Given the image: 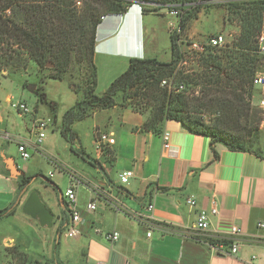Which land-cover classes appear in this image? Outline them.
Returning a JSON list of instances; mask_svg holds the SVG:
<instances>
[{"label":"crops","instance_id":"obj_1","mask_svg":"<svg viewBox=\"0 0 264 264\" xmlns=\"http://www.w3.org/2000/svg\"><path fill=\"white\" fill-rule=\"evenodd\" d=\"M151 13H143L135 3L126 14L103 18L96 35L98 73L101 61L107 58H158L153 51L147 53V20ZM171 57L162 61H170ZM12 98L7 96L8 101ZM1 102L0 211L14 208V213L0 218V222L12 218L40 233L39 222L22 210L33 191L29 188L34 179L30 161L16 162L14 154L21 156L17 141L6 140L1 134L7 131L24 140L33 139V122L43 117L35 109L25 116H4ZM92 118L93 138L94 130L100 128L114 133L116 141L103 151H98L94 143L92 156L81 142L82 132L76 128L80 121L74 123L78 136L74 140L80 142L82 157L95 168L93 174L70 175L66 186H76L77 193L79 189L87 192L86 201L77 200L86 219L82 233L68 237L64 229L60 231V225L53 224L50 240L44 238L40 243L46 251L44 258L31 256L35 263L264 264V226L260 225L264 224V154L232 150L222 143L212 145L210 137L190 132L177 120H167L160 132L145 130L142 126L147 115L126 105L97 110ZM24 130L30 131L28 138ZM164 131L170 133L172 147L168 150L164 148ZM126 170L134 175L123 183L120 174ZM27 176L33 179L21 186ZM190 197L196 199L195 206L188 204ZM91 200L97 201L93 212L87 209ZM213 202L218 213L210 214L209 232L213 237L222 235L238 242L237 257L214 253L195 229L199 212L210 211ZM150 203H154L152 211L148 209ZM62 205L64 208L65 203ZM234 226L242 229L241 235L229 236ZM97 229L118 231L120 238L107 240ZM14 245L26 251L32 242L21 232L17 237L0 239V247ZM252 255L257 258L251 262Z\"/></svg>","mask_w":264,"mask_h":264},{"label":"trees","instance_id":"obj_2","mask_svg":"<svg viewBox=\"0 0 264 264\" xmlns=\"http://www.w3.org/2000/svg\"><path fill=\"white\" fill-rule=\"evenodd\" d=\"M78 1L82 5H78ZM183 2L186 0H0V69L6 70V65H11L17 70L23 55L40 68L49 65L54 70L51 77L61 80L76 64L82 68L84 80L79 87L82 96L62 117L61 132L66 138H75L71 126L76 121L118 104L131 106L129 101L141 96L147 104L141 111H149L142 126L145 130L160 132L167 120H177L190 132L210 137L212 145L222 143L232 150L262 153L253 149L258 136L251 96L253 78L264 63L256 44L264 24V0L224 3V22L237 21L241 31L227 47L208 46L192 71L177 69L183 59L181 47L172 34L170 61L131 57L128 68L106 91L102 95L96 93V35L103 18L126 14L135 3L140 4L146 14ZM200 9L188 10L182 18V27L196 18ZM172 78V82H183L188 87L201 86L202 95L195 99L187 90L161 85L164 79ZM201 109L220 110L229 122L243 119V127L248 132L233 133L219 123H211ZM257 110L259 123H262L261 112ZM32 179L24 177L21 186ZM13 213L14 208L5 209L0 211V218ZM64 228V225L59 227L60 231ZM5 252L12 257V263L16 261L14 264H28L31 260L19 245L5 247Z\"/></svg>","mask_w":264,"mask_h":264},{"label":"rangeland","instance_id":"obj_3","mask_svg":"<svg viewBox=\"0 0 264 264\" xmlns=\"http://www.w3.org/2000/svg\"><path fill=\"white\" fill-rule=\"evenodd\" d=\"M196 1L200 0H186ZM202 1V0H201ZM206 1V0H204ZM203 1V2H204ZM78 5H82L81 1L77 2ZM139 5V4H138ZM201 7L198 16L189 21L185 28L182 29V38L184 42L181 44L183 49H187L188 43L192 42H207L212 35L223 33L228 35L233 32L235 36L239 35L240 27L237 21L224 22L226 14V6L223 3H212L208 1L205 3H199L194 10ZM192 9V10H193ZM168 7H161L159 11L152 12L148 15V41L149 47H147V53L153 51V54L158 58L165 60L171 57V38L172 28L170 22L177 23V18L170 16L168 13ZM188 10L183 12V16L187 14ZM264 27V24H263ZM145 48V46H144ZM264 56V55H263ZM130 59L122 58H107L100 63V73H98V85L96 93L102 95L110 83L121 75L129 65ZM171 60V59H170ZM124 63L121 65V63ZM197 61L182 60L178 63V70H185L190 72ZM21 66L17 67V70L11 65H6V70L0 69V100L2 101V107L5 109L3 115L18 116L20 113L12 107L11 100L8 101L7 96L13 97V101H24L28 107L34 109L39 113L40 117H50L55 122L51 124L46 130V137L40 144L42 147L40 151H34L29 159L31 167L29 170L32 173L34 179L32 180L29 188L31 190H37L43 202L53 211L56 220L55 225H63V219L66 218L67 212L66 206L61 204L59 200V191L64 192L68 184V177L70 175L79 176L93 174L95 168L88 160L82 157V151L80 150L78 140L73 138H66L63 136L61 130L63 127V114L68 108H71L82 96L80 85L83 83L84 76L83 70L78 64L74 68H71L64 79H57L51 77L54 70L47 68H40L34 62L29 60L27 55H23ZM15 70V71H14ZM264 70V63L260 68V71ZM172 81V79H170ZM178 84V82H174ZM180 83V82H179ZM201 86H189L185 85L187 93L197 99L202 95ZM133 110L140 109L145 110L146 100L141 96L133 98L129 101ZM128 102V104H129ZM121 105V104H119ZM199 106L196 103V106ZM145 115L149 114V111L140 112ZM206 119L211 123H219L221 127L229 130L233 133H239L241 131L248 132V129L243 127L244 120H234L229 122L224 112L220 110H208L201 109ZM258 110L253 106L252 112L255 114V127L257 129L256 135L258 136L254 146V150H258L264 154V126L259 123L260 114ZM25 116V115H24ZM27 119V118H25ZM94 118L88 116L77 124L76 128L82 132V144L89 149V154L94 156V138L91 134V127ZM21 121H24L23 118ZM78 122V121H76ZM229 122V123H228ZM71 126L75 132V138H78L76 128ZM100 129V128H99ZM255 133V132H254ZM30 136V131L24 130L23 135ZM70 135V133H69ZM32 136L35 137L34 131ZM25 137V136H23ZM96 144V143H95ZM46 145V148H43ZM16 162L21 163L23 159L21 156L14 154ZM87 192L83 189H79L77 193V200H87ZM40 233L32 230L29 225H24L20 221L5 219L0 222V239L3 236L14 235L19 236V232L25 237L27 236L32 245L27 249L29 258L39 257L44 258L46 251L40 245L44 238L50 240L53 227L43 228L39 226ZM36 245V246H35ZM12 257L5 252V247H0V264H14L12 263ZM56 259V258H55ZM28 264H38L34 260H29ZM47 264V263H42ZM49 264H56L55 261Z\"/></svg>","mask_w":264,"mask_h":264},{"label":"built area","instance_id":"obj_4","mask_svg":"<svg viewBox=\"0 0 264 264\" xmlns=\"http://www.w3.org/2000/svg\"><path fill=\"white\" fill-rule=\"evenodd\" d=\"M200 0L199 2L196 1H186L183 3H175L170 6L168 13L170 16L177 18V23L170 22V26L172 28V34L176 36L177 44L180 45L184 42L182 38V18L183 12L186 10H191L195 8L199 3H205L210 0ZM212 3H227L230 0H211ZM140 5V4H139ZM140 8L143 12V9L140 5ZM235 35L233 32L229 33L228 35L221 33L212 35L207 42H192L188 43L187 49H183L181 47V54H182V62H186V60L191 61H199L201 56L204 54L208 46L216 47V48H224L229 46L233 42ZM257 49L258 52L264 55V27L261 33L257 37ZM162 86L167 87L168 89L176 88L178 91L185 89V84L178 83L175 84L172 80L164 79L162 81ZM13 99V98H12ZM11 99V105L15 108L21 115H28L32 114L33 111L30 107H28L27 103L24 101H17L14 102ZM251 103L254 107L259 109L262 115V126H264V70L259 71L253 78V92L251 96ZM54 124V120L50 117L46 118H37L33 122V131L35 137L30 140H24L20 137H15L9 132H3L1 134L2 138L6 140H15L18 143V149L21 154V157L24 161H28L34 151H40L41 146L40 144L46 137V130L51 125ZM164 139V148L170 149L172 146L170 144V133L168 131H164L163 134ZM94 137L95 143L97 145L98 151H103L106 149L108 145H112L115 143V135L111 132L102 131L99 128L94 130ZM134 175L132 170H126L120 174V179L123 183H128L130 178ZM64 196V203L69 213L70 220L65 225V233L68 237H77L82 233V226L86 222V219L83 215L82 210L77 204V191L76 186L71 185L66 188L63 192ZM187 202L190 206L196 205V199L194 197H190L187 199ZM87 209L89 212H93L97 209V201L91 200L88 205ZM148 209L152 211L154 209V203H150L148 205ZM218 208L213 202V206L210 211L206 209H202L197 218V222L195 224V229L198 231V234L207 246H209L214 253L218 255H225V256H232L237 257L240 244L236 241H233L231 237H226L222 235H217L213 237L210 232V214H217ZM264 226L263 223L260 224ZM98 233H102L104 238L110 241H117L120 238V233L118 231H101L99 229L96 230ZM152 232H149L148 235L151 236ZM229 236H239L242 234V229L237 226L232 227ZM264 256V252H263ZM256 255H252L251 262L256 259ZM107 264V263H101ZM131 264V263H127ZM252 264V263H249Z\"/></svg>","mask_w":264,"mask_h":264},{"label":"water","instance_id":"obj_5","mask_svg":"<svg viewBox=\"0 0 264 264\" xmlns=\"http://www.w3.org/2000/svg\"><path fill=\"white\" fill-rule=\"evenodd\" d=\"M61 203L64 204V196L59 191ZM23 212L37 220L43 228H51L54 224L55 215L53 211L43 202L40 193L33 190L29 193L22 207Z\"/></svg>","mask_w":264,"mask_h":264},{"label":"flooded vegetation","instance_id":"obj_6","mask_svg":"<svg viewBox=\"0 0 264 264\" xmlns=\"http://www.w3.org/2000/svg\"><path fill=\"white\" fill-rule=\"evenodd\" d=\"M55 220H56V217H55L54 221H55ZM69 220H70V216H69V214L66 213V218L63 219V225H64V224H67V223L69 222ZM60 227H61V226H60Z\"/></svg>","mask_w":264,"mask_h":264},{"label":"clouds","instance_id":"obj_7","mask_svg":"<svg viewBox=\"0 0 264 264\" xmlns=\"http://www.w3.org/2000/svg\"><path fill=\"white\" fill-rule=\"evenodd\" d=\"M138 58H144V57H138Z\"/></svg>","mask_w":264,"mask_h":264}]
</instances>
